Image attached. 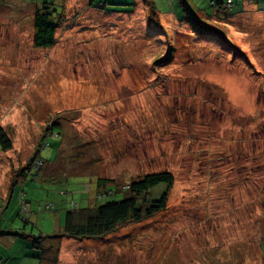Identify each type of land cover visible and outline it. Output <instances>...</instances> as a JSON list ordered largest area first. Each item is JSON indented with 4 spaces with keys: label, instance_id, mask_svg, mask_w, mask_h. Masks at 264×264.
Here are the masks:
<instances>
[{
    "label": "rangeland",
    "instance_id": "1",
    "mask_svg": "<svg viewBox=\"0 0 264 264\" xmlns=\"http://www.w3.org/2000/svg\"><path fill=\"white\" fill-rule=\"evenodd\" d=\"M85 1L0 0V127L11 141L0 189L29 165L0 216L15 203L14 220L30 206L44 222L87 207L97 179L122 191L169 172L166 211L90 240L81 264H160L168 252L167 264H261L264 24L214 22L209 0H191L221 33L206 38L176 20V0H152L156 17L134 0ZM47 5L59 22L53 46L39 48L29 15ZM207 248L219 258L201 260Z\"/></svg>",
    "mask_w": 264,
    "mask_h": 264
},
{
    "label": "trees",
    "instance_id": "2",
    "mask_svg": "<svg viewBox=\"0 0 264 264\" xmlns=\"http://www.w3.org/2000/svg\"><path fill=\"white\" fill-rule=\"evenodd\" d=\"M147 7L149 15L156 17V10L154 9L152 0H141ZM180 9V16L176 12V20L183 22L184 25L191 27L194 33L207 35H220V31L212 29L203 23L204 12L200 7H197L186 0H176ZM231 5L232 0L226 2H210L211 8H216L217 14L222 12V5ZM133 5V4H131ZM130 5V6H131ZM54 11L47 5L33 10V43L39 48H48L55 43V30L59 18L53 17ZM210 18V17H208ZM50 131L48 127L46 131ZM43 139V138H42ZM0 149L1 151L11 149V141L0 127ZM33 158L29 160V164ZM29 168V165L22 167V169L14 172L11 179V186L16 182V177L22 176L25 178L23 172ZM40 169V168H39ZM38 169V170H39ZM174 182L173 175L169 172L146 174L137 180L131 181L127 186L122 187V191L112 188L114 181L109 179H97L95 181L94 195L92 203L85 208L75 207L73 210L68 209L64 216V232L67 238L75 240H100L104 237L114 233L119 227L129 223H141L150 220L157 214L166 211L167 191ZM163 187L164 190L158 194L157 197L151 196L152 191L156 188ZM90 193V192H89ZM116 193H124L121 199L116 200L112 196ZM111 196L112 198H105L99 202L100 197ZM21 207L25 203L24 194L22 191L18 195ZM24 201V203H23ZM26 205V203H25ZM24 217L26 212H23ZM25 221L26 218H23ZM42 238H36L39 242ZM262 241H264V236ZM264 252V251H262Z\"/></svg>",
    "mask_w": 264,
    "mask_h": 264
},
{
    "label": "crops",
    "instance_id": "3",
    "mask_svg": "<svg viewBox=\"0 0 264 264\" xmlns=\"http://www.w3.org/2000/svg\"><path fill=\"white\" fill-rule=\"evenodd\" d=\"M209 1L226 2V0ZM135 2L142 3L141 0H134V4ZM85 3L89 4V1L86 0ZM144 9H146L147 11L146 6L144 7ZM220 9L222 12L218 14L215 7L211 9L212 17L214 16V22L215 20H218L220 23L223 20H226L227 22L225 21V23L227 25H231L234 24V21L241 20L238 22L241 25H245L247 24V22H249V25L251 26L260 23L264 24V0H232V4L230 6L223 4ZM21 11L22 10L18 11L17 14H23ZM88 13H90V10ZM218 15H222V18H220ZM29 18L31 26L33 28V13L29 15ZM244 18L245 21L242 22ZM1 186L2 190L0 189V213L1 209L5 208L6 201L9 198H13L12 195L14 191L10 187L11 182L10 185ZM10 191H12V193L9 197L8 194ZM24 199H26L25 203L28 202L26 196L24 197ZM92 202L93 201H88L87 205H90ZM14 206L15 207L13 209V213L10 216H7V218L3 219V216L5 214L4 210L6 208L2 211V213L4 214L0 216V264H81V249L84 245H86V243L90 242V240L80 241L67 238L65 236L63 228L65 216V214H63V211L66 210L65 205L57 212H50L48 219L44 220V222L39 221V219L37 218L38 216H36V214L31 211V208L29 206L30 212H26L24 217L26 218V220H23V224L21 222L19 223L17 220H14V215L18 216L17 212H15L17 211V205H15V203ZM36 238L42 239L39 242H36ZM211 250L212 248H207L205 251L201 252V256H199L201 257V260L205 257L210 258V254H212L216 258H219L220 255L217 252ZM255 252L257 253L256 250ZM259 252L261 254L259 262L261 264H264V252H262L261 249H259ZM257 255L258 254H256V256ZM170 259L171 256H169L168 252L164 257H161L162 262L160 264H167L168 262L166 261H170ZM256 259L258 260V256ZM220 264H222V262Z\"/></svg>",
    "mask_w": 264,
    "mask_h": 264
},
{
    "label": "bare ground",
    "instance_id": "4",
    "mask_svg": "<svg viewBox=\"0 0 264 264\" xmlns=\"http://www.w3.org/2000/svg\"><path fill=\"white\" fill-rule=\"evenodd\" d=\"M242 14H243V13H242ZM238 17H240V16H238ZM237 19H238V18H237ZM243 21H245V18L242 20V22H243ZM256 29H259V28H256ZM260 31H261V29H260ZM209 36H210V35H209ZM205 37L207 38V36H205ZM208 38H209V37H208ZM203 39H204V38H203ZM205 40H206V39H205ZM245 40H246V39H245ZM211 41H213V39H211ZM211 41L208 40V42H211ZM214 41H215V40H214ZM214 41H213V44H214ZM203 42H204V41H203ZM208 42H207V43H208ZM240 42H242V41H240ZM209 44H210V43H209ZM248 44H249V42H248ZM62 83H64V82H62ZM62 83H61V84H62ZM66 86H67V84H66ZM63 87H64V86H63ZM59 88H60V87H59ZM66 88H67V87H66ZM64 90H68V88H67V89H64ZM64 90H63V92H64ZM86 90H87V89H86ZM88 90H89V89H88ZM84 91H85V89H84ZM233 91H234V90H233ZM61 93H62V90H61ZM69 93H70V92H69ZM85 93H86V92H85ZM65 94L68 95L67 93H65ZM70 94H71V93H70ZM78 94H79V93H78ZM87 94H88V93H87ZM87 94H84V95H87ZM63 95H64V93H63ZM66 95H65V97H67ZM76 95H77V94H76ZM82 95H83V94H82ZM84 95H83V96H84ZM72 96L75 97L74 95H72ZM68 97H69V99H72V100H75V99H76V98H75V99H74V98H71L70 96H68ZM85 98H86V97H85ZM81 99H82V98H81ZM66 100L69 101L68 99H66ZM77 100H78V98H77ZM77 100H76V101H77ZM79 101H80V100H79ZM72 102H73V101H72ZM74 102H75V101H74ZM10 110H11V109H10ZM8 112H9V111H8ZM0 115H1V114H0ZM2 115H3V114H2ZM5 117H6V116H5ZM11 119H12V117H11ZM13 119H14V118H13ZM181 248H182V247H181ZM178 250H179V249H178Z\"/></svg>",
    "mask_w": 264,
    "mask_h": 264
},
{
    "label": "built area",
    "instance_id": "5",
    "mask_svg": "<svg viewBox=\"0 0 264 264\" xmlns=\"http://www.w3.org/2000/svg\"><path fill=\"white\" fill-rule=\"evenodd\" d=\"M46 135H48V136H50V134H46ZM46 135H45V137H44V139L46 138ZM47 136V137H48ZM41 145H42V143H41ZM46 145H43V148L45 147ZM33 166H36L38 169L42 166V161H35L34 163H33Z\"/></svg>",
    "mask_w": 264,
    "mask_h": 264
}]
</instances>
